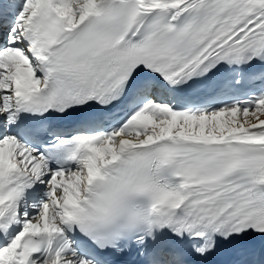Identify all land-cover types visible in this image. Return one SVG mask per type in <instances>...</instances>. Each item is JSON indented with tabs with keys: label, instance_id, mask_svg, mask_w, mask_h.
Masks as SVG:
<instances>
[{
	"label": "snow or ice",
	"instance_id": "obj_1",
	"mask_svg": "<svg viewBox=\"0 0 264 264\" xmlns=\"http://www.w3.org/2000/svg\"><path fill=\"white\" fill-rule=\"evenodd\" d=\"M264 0H0V264H264Z\"/></svg>",
	"mask_w": 264,
	"mask_h": 264
},
{
	"label": "bare ground",
	"instance_id": "obj_2",
	"mask_svg": "<svg viewBox=\"0 0 264 264\" xmlns=\"http://www.w3.org/2000/svg\"><path fill=\"white\" fill-rule=\"evenodd\" d=\"M261 118H264V117H261Z\"/></svg>",
	"mask_w": 264,
	"mask_h": 264
}]
</instances>
